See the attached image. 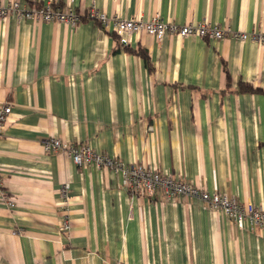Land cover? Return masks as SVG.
I'll return each mask as SVG.
<instances>
[{
  "label": "crops",
  "instance_id": "crops-1",
  "mask_svg": "<svg viewBox=\"0 0 264 264\" xmlns=\"http://www.w3.org/2000/svg\"><path fill=\"white\" fill-rule=\"evenodd\" d=\"M40 1L264 31V0ZM241 82L262 92L240 91ZM2 105L11 112L1 188L15 205L0 199V264H264V229L239 230L197 199L131 195L113 171L43 149L51 138L85 143L264 209V45L138 33L123 48L88 19L72 27L11 15L0 19Z\"/></svg>",
  "mask_w": 264,
  "mask_h": 264
},
{
  "label": "built area",
  "instance_id": "built-area-1",
  "mask_svg": "<svg viewBox=\"0 0 264 264\" xmlns=\"http://www.w3.org/2000/svg\"><path fill=\"white\" fill-rule=\"evenodd\" d=\"M15 16L18 21L28 20L34 23L59 22L72 27L77 26L83 19L96 22L106 33H113L117 43L122 47L128 46V38L132 34L144 33L156 40H161L166 33L175 34L181 38L195 36L204 40L235 39L240 42H251L264 45V31L234 32L229 29L210 25L206 22L185 24L182 26L169 24L161 20L156 14L148 19H121L108 17L90 6L84 14L76 12L70 6H58L53 2L41 3L40 0H26L21 4L18 0H10L8 4L0 2V19ZM11 112L9 105L0 106V136L6 120ZM152 131V128H149ZM45 153L61 152L68 155L73 164L78 167L93 166L97 170L107 169L119 176V186L131 195L154 196L159 192L165 201L180 199H197L210 210L220 212L228 217L235 226L242 230L245 226L250 231L264 229V209L252 203H240L226 194L199 190L189 183L175 180L158 170L141 164H125L105 154L96 152L88 144H68L56 138L45 141ZM0 199L8 208H13L14 200L1 188ZM64 202L68 201L65 188L62 192ZM70 228L67 217L60 227V231L67 232Z\"/></svg>",
  "mask_w": 264,
  "mask_h": 264
},
{
  "label": "trees",
  "instance_id": "trees-1",
  "mask_svg": "<svg viewBox=\"0 0 264 264\" xmlns=\"http://www.w3.org/2000/svg\"><path fill=\"white\" fill-rule=\"evenodd\" d=\"M57 5L61 6L59 4H57ZM123 48H126V47H123ZM136 53L138 55H140L144 59V61L146 63H148L147 55H146V53L143 50L139 49L138 51H136ZM238 88H239L240 91H243V92H262L261 90L254 89L251 85L246 84V83H242V82L239 84Z\"/></svg>",
  "mask_w": 264,
  "mask_h": 264
}]
</instances>
